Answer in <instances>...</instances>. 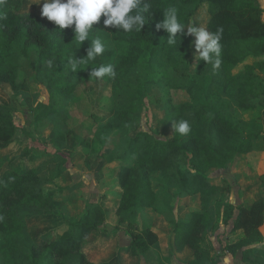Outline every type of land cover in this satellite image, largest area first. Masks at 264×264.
Listing matches in <instances>:
<instances>
[{"label": "trees", "instance_id": "1", "mask_svg": "<svg viewBox=\"0 0 264 264\" xmlns=\"http://www.w3.org/2000/svg\"><path fill=\"white\" fill-rule=\"evenodd\" d=\"M25 2L0 0V84L14 91L19 88L28 91L29 85H19L17 81L14 55L37 52L39 68L35 75L46 82L51 94L49 103L39 104L42 118L57 115L67 107L75 96L77 78L97 80L90 77V67L116 61L114 66L119 73L124 67L137 66L144 70L145 82L150 85L168 78V69L181 65L188 69L179 54L192 36L178 33L176 43L169 45L168 33L156 28V23L164 19L163 10L170 6L177 8L178 18L186 26L185 32L192 25L191 20L206 8L205 28L211 32L223 29L221 65L213 70L211 64L201 62L210 71L211 84L215 85L209 89L205 101L169 103L165 109L169 124L180 120L189 122L191 130L187 135L173 130L169 137L153 140L150 131L142 130L128 138L126 148L132 161L115 171L122 188L121 197L108 200L106 205L90 203L80 219L66 221L59 230L39 240L32 236L30 218L41 224L55 202L54 196L43 189L48 179L39 174V168L47 157H57L56 152L41 155L31 152L28 142L31 132L23 131L24 139L17 136L19 125L15 111L9 104L0 103V150L4 151V162L8 164L0 178V264H102L90 255L91 236L100 233L101 243H117L116 233L134 209L156 207L157 196L151 179L155 172L162 174L167 185L179 187L178 195L196 196L200 204V209L192 212L189 219L173 222L177 257L186 264H219L201 245L207 231L215 228L220 220L213 201L223 180L218 173L232 164L237 155L252 153L254 141L264 133V129H258L259 123H249L231 110L234 104L247 110L264 107V8L260 0H148L151 7L144 14L146 23L141 32L132 33L105 29L101 16L93 31L106 34L115 46L94 61L78 63L75 71L70 60L81 58L75 50L73 28L60 31L40 12L24 9ZM161 55H166L165 63L160 61ZM249 58L254 61L245 65L240 76L227 74V66H237ZM193 84L195 78L190 79L191 92ZM226 97L230 101L226 102ZM137 110L136 103L131 101L117 108L114 118L128 121ZM20 143L24 146L14 151ZM62 172L60 166L57 176ZM248 191L251 197L239 205L223 204L231 208L224 223L233 220V228L242 231L238 241L228 245V250L235 254L241 251L243 264H264V254H253L251 249L264 247L261 229L264 174ZM248 198L250 205L246 203ZM108 211H114L118 218L110 233L106 227ZM127 235L132 239L130 244L116 249L120 256L128 255L129 264H139L135 262L139 254L155 246L161 238L155 225L138 233L128 231ZM94 248L99 246L96 244ZM104 264L122 263L117 255Z\"/></svg>", "mask_w": 264, "mask_h": 264}, {"label": "rangeland", "instance_id": "2", "mask_svg": "<svg viewBox=\"0 0 264 264\" xmlns=\"http://www.w3.org/2000/svg\"><path fill=\"white\" fill-rule=\"evenodd\" d=\"M43 2L44 0H41V3L37 4L38 0H26L23 8L41 13ZM260 2L264 8V0ZM202 9L191 20V26L205 28L206 8ZM97 36L106 42V50L115 46L106 34L94 31L90 33L91 38ZM194 39V36L189 38L184 50L179 54V57L188 64V69L184 65L168 69V78L154 85L145 82L146 73L137 66L124 67L123 71L116 73L115 78L105 76L102 79L88 81L77 78L75 96L69 100L67 107L57 115L43 118L39 114V104L49 103L51 94L47 90L46 82L35 75L39 68V54L32 52L25 55L18 52L14 55V61L18 66L17 81L19 85H29L30 89L25 91L19 88L14 91L9 86L0 84V103L9 104L15 111L19 125L17 136L24 139L26 135L23 131L31 132V136L28 137L31 152L38 155L56 152L57 156L46 158L39 168V174L48 179L43 186L44 191L52 194L56 200L46 218L41 220V224L37 219L30 218L32 224L30 229L35 239L39 240L42 236L59 230L66 221L80 219L90 203L99 204L103 201L106 205L109 198L119 199L122 188L115 171L132 161V156L126 148L127 139L142 130L150 131L153 140L157 137H169L174 129L173 124L167 122L165 113L167 105L206 100L209 89L215 85L211 84L210 71L207 67L201 66V60L196 59ZM74 44L78 57L86 58L90 40L81 45L76 42ZM160 61L165 63L166 55H161ZM253 61L254 59L249 58L237 66H227L226 72L230 76H240L245 65ZM115 62L111 61L108 64L114 65ZM92 68L96 66L90 67L88 72H91ZM114 68L117 71L115 66ZM191 78H195L192 92L189 90ZM131 101L138 107L132 118L128 121L115 120L114 111ZM225 101L230 100L226 97ZM231 110L249 123H259V130L264 129V107L247 110L234 104ZM62 135H65V138H62ZM23 146L22 143L16 144L14 151L20 150ZM3 157L4 151L0 150V177L7 168ZM60 166L63 172L57 176ZM260 174H264V133L254 141L252 153L240 155L224 171L218 173L223 180L219 182L220 190L213 201L220 220L216 222L215 228L207 231L201 245L219 264H243L241 251L235 254L228 250V245L237 242L242 231L233 228V220L224 223L231 208L223 207V204L237 206L242 203L249 192L248 190L246 192L247 187L242 180L245 178V182L251 187L257 182ZM151 179L157 196L156 207L134 209L128 221L119 227L116 234L117 243L116 241L110 244L101 243L100 233L91 236L88 244L92 249L90 255L95 256L99 263L104 264L118 255L120 263L129 264L131 260L128 255L120 256L116 246L130 244L128 231L138 233L154 224L159 227L161 238L155 246L139 254L141 264L183 263L180 257H177L173 246L176 237L173 235V222L187 220L192 212L199 210L198 198L178 195L179 187L167 185L162 174L158 172L153 173ZM250 203L251 201H248V205ZM237 213L235 210V216ZM107 215L109 223L106 227L107 233H110L117 221L114 220L112 212ZM261 229L264 234V224ZM96 244L99 246L98 249L94 248ZM251 249L253 254L257 252L264 254V247L254 246Z\"/></svg>", "mask_w": 264, "mask_h": 264}, {"label": "clouds", "instance_id": "3", "mask_svg": "<svg viewBox=\"0 0 264 264\" xmlns=\"http://www.w3.org/2000/svg\"><path fill=\"white\" fill-rule=\"evenodd\" d=\"M41 0H38L39 4ZM151 5L148 0H44L41 15L48 21L54 22L60 31L73 28L75 42L79 45L90 40V47L84 59L70 60L73 70L77 64L85 61H94L102 55L107 44L99 36L91 38L90 33L99 23L101 16L104 17V28H115L117 32L132 33L141 32L146 23L145 13H149ZM164 19L156 23L157 30L163 29L168 33L167 43L174 45L177 34L194 36V48L196 59L211 64L213 70L219 69L221 65V52L223 29L211 32L204 27L186 26L178 18L176 7H168L163 10ZM97 29V28H95ZM105 76L116 77L114 65L107 64L92 68L90 77L102 79ZM174 132L187 135L191 128L187 120L173 123ZM2 219V217H0Z\"/></svg>", "mask_w": 264, "mask_h": 264}, {"label": "crops", "instance_id": "4", "mask_svg": "<svg viewBox=\"0 0 264 264\" xmlns=\"http://www.w3.org/2000/svg\"><path fill=\"white\" fill-rule=\"evenodd\" d=\"M53 154H54V153H53ZM240 155H243V154H239V155H237V157L235 158L234 161H236L237 158H238ZM244 155H245V154H244ZM244 155H243V156H244ZM246 155H247V154H246ZM47 158H48V157H47ZM43 162H44V161H43ZM6 164H7V163H6ZM7 168H8V164H7ZM7 168H6V169H7ZM6 169H5V170H6ZM5 170H4V171H5ZM4 171H3V173H4ZM3 173H2V174H3ZM260 175H263V174H260ZM1 176H2V175H1ZM0 178H1V177H0ZM245 180H246V179L244 178V179L242 180V183L244 184L245 187H247V188H246V192H247V190L250 188V186H249V184H247V183L245 182ZM244 195H245V194H244ZM247 197H251V195L249 196V195L247 194V195H245L244 198H247ZM54 199H55V198H54ZM110 199H111V198L107 199V201L110 200ZM55 200H56V199H55ZM248 201H251V199L248 198V199L246 200V203H247V204H248ZM242 202H243V201H242ZM101 203L104 204L103 201H101L100 204H101ZM109 212H112V213L114 214V216H115L114 220L117 221L116 223H115V222H114V223L117 225V223H118L117 215L115 214L114 211H108L107 214H108ZM108 217H109V216L107 215V224L109 223V222H108V221H109ZM154 225H155V224H154ZM154 225H153V226H154ZM120 227H121V226H120ZM155 227L159 228V227L156 226V225H155ZM159 230H160V229H159ZM117 232H118V231H117ZM116 234H117V233H116ZM129 237H130V236H129ZM130 238H131V237H130ZM131 240H132V239H131ZM130 242H131V241H130ZM135 262L141 264V261H140L139 257H137V258L135 259ZM180 263H181V262H180ZM181 264H184V263H181Z\"/></svg>", "mask_w": 264, "mask_h": 264}]
</instances>
